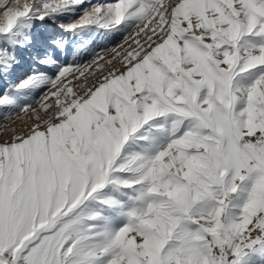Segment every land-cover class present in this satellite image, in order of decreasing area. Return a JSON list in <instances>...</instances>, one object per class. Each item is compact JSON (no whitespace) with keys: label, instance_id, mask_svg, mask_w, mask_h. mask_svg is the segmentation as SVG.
Returning <instances> with one entry per match:
<instances>
[{"label":"snow or ice","instance_id":"1","mask_svg":"<svg viewBox=\"0 0 264 264\" xmlns=\"http://www.w3.org/2000/svg\"><path fill=\"white\" fill-rule=\"evenodd\" d=\"M0 9V34L32 11L29 0ZM106 12L102 26L135 21L133 34L63 67L22 126L0 134V264H242L264 247V0H116ZM15 62L0 49V69ZM160 117L171 118L167 146L122 155ZM125 171L137 179L115 178ZM110 183L147 187L94 251L84 225L97 217L82 206Z\"/></svg>","mask_w":264,"mask_h":264},{"label":"rangeland","instance_id":"2","mask_svg":"<svg viewBox=\"0 0 264 264\" xmlns=\"http://www.w3.org/2000/svg\"><path fill=\"white\" fill-rule=\"evenodd\" d=\"M29 2L32 7L29 15L21 18L12 32L0 34V49H5L16 57V62L10 69H0V97L8 96V102L0 106V134L4 133L6 125L9 132L12 128L22 126L23 121L28 118L27 114L23 113L24 109L34 110L39 107L42 98L51 88V81L63 67L78 68L90 65L98 57L121 45L126 37L133 34L136 26L135 21L129 20L119 26H102L108 22L106 6L116 3V0H29ZM11 4L12 0H8V6ZM57 4L66 6L53 12L52 7ZM46 5L50 7H45ZM97 7H105V11L92 23L69 30L73 24H78L86 14L92 13ZM2 11L3 9H0V12ZM40 16H44V19H39ZM54 41L58 44H54ZM49 54L56 61L53 67H45L39 63L40 59ZM258 71L253 69L244 76L250 77ZM32 75H37V80L26 88H20L19 85ZM170 119L160 117L144 125L125 145L122 155L139 153L151 157L163 150L165 141L171 138ZM114 176L121 181L131 182L137 179L136 173L128 171L115 173ZM146 187L136 185L133 188H125L110 183L85 202L82 206L84 214L97 217L95 220L85 221L84 226L92 228L88 235L93 238L86 241L89 248L99 251V246L104 243L107 235L128 224L129 213L139 207L138 197L143 194ZM242 202V197L233 200L235 205ZM242 264H264V247L258 245L250 250L243 258Z\"/></svg>","mask_w":264,"mask_h":264},{"label":"bare ground","instance_id":"3","mask_svg":"<svg viewBox=\"0 0 264 264\" xmlns=\"http://www.w3.org/2000/svg\"><path fill=\"white\" fill-rule=\"evenodd\" d=\"M170 126H171V124H170ZM171 128H172V127H171ZM143 129H144V128H143ZM169 131H170V129H169ZM169 133H170V132H169ZM169 139H170V138H169ZM155 141H156V140H155ZM155 141H154V142H155ZM163 141H164V140H163ZM154 142H153V143H154ZM156 142H159V140L156 141ZM168 142H169V140H166V141H165V147L167 146V143H168ZM157 144H158V143H157ZM157 144H156V145H157ZM165 147H164V148H165ZM138 194H139V192H138Z\"/></svg>","mask_w":264,"mask_h":264}]
</instances>
